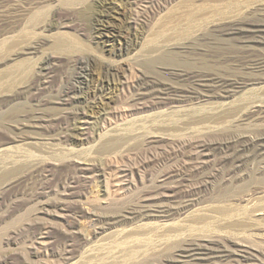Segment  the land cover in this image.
I'll return each instance as SVG.
<instances>
[{"label":"rangeland","instance_id":"obj_1","mask_svg":"<svg viewBox=\"0 0 264 264\" xmlns=\"http://www.w3.org/2000/svg\"><path fill=\"white\" fill-rule=\"evenodd\" d=\"M22 1L23 0H0V74H1L0 75L1 76L0 78V85H1L0 86L1 88V91H0V125H1L0 126V159L1 157L4 158L5 155L6 156L7 155L9 156L18 155L20 148L23 149L25 147H28V148H25L27 152L30 153V155L33 153L32 154L33 158L32 159L30 158L31 160L29 162L33 160L34 163L32 162V164L34 165L36 164V166L32 165L31 163H29L26 166V168L23 171L24 174H22L24 179L20 185H16L15 187L6 186V188L4 186L0 191V229L2 227H5L4 232L0 231V237L2 236L3 248L5 247L4 248L5 251L14 252L16 256L20 255L21 257V263H19L18 261L9 260L8 264H23V263L27 264L30 261L33 264H37V263L38 264H120V263L121 264H124V263L125 264H128V263L129 264H132V263L133 264H232L234 263V262H231L230 259L224 260L221 257H219L221 253L217 251L222 250V249L233 251L232 253H234L235 257L241 260L240 262L236 264H264V261L261 259V257L257 258L260 256L258 255L260 251L264 254V245H263L264 244V232H263L264 224L262 225V223L264 222L263 220L264 215L262 213L260 215V211L255 212V213L258 212L257 215L254 214V212H252L253 210H251L253 206L249 208V205H248V208H247L246 202L244 201V197L242 196H241L242 198L240 197L241 199L239 198V200L238 199L233 200V197H231L229 199L230 203L226 202V204L229 203V205L234 202L233 203L234 205L233 204L230 205L233 207H230L229 205H226L225 203H220L219 204L220 206H219L217 203L214 204L213 202L212 204L211 202H208V204L206 205L207 201H210L211 199H213L216 195H218V193H222V191L224 192L225 186L229 187V191H230L231 189L234 188V186L236 187L237 182L241 181L242 178L247 179L250 173L264 171V155L256 157L252 161H249L246 164V166L250 165V166H247L248 168L246 166L241 167L238 170V172L235 174L230 175V174H227L226 171L223 172V170L221 169L222 167L220 166L219 161H218L220 156L216 152H213L214 154H210V152L206 153V154L211 155L209 157H207V155L203 156L205 152L203 154H197L196 149L193 148L194 142L186 143L187 145L185 144V147H184L182 144L179 145L175 143L173 141L174 139L172 140V138H168V135L177 133L178 129H180L181 132L183 133L185 130L184 128L187 127L186 125H183V124H185V122L187 121L191 123L189 124V126H193L192 123L197 119L198 115L202 114L203 111H204L203 114L205 115L210 111H211L210 114L211 113L213 114L214 112H216L217 110L214 111V109H217L216 105L217 107L218 105H221L222 103L221 100H213V99L211 100V99H206V98L189 99L181 103L160 105V104L155 103L156 100L153 96L148 95L149 96L148 97L146 94H144L145 95L144 97L143 93L142 95L140 94L141 91H138V89H140L142 86H140V88H137L144 81L150 80L151 79L150 77H154V78L157 77L156 79H158L159 81L170 84L171 82L170 76L167 74L169 72L168 69L170 68L167 69V67L165 68V66L161 68L162 64L159 63L160 65H158V63H155L153 65L154 69L153 68L149 69L147 68V66H145V64L147 65V62L149 61V59L152 60L153 57L154 59L156 57L158 58V56L161 55L159 54L161 53V49L163 53V51H165L169 47V45H165V49H164L163 48L164 43L161 44L162 39L159 37L161 35L164 37V35L166 34V30H167V33L170 30L169 34H166L167 36H171V35L174 36L175 33L184 30L186 28L185 26L187 25L184 18H182V16L185 13L184 11L186 10L189 11V8L190 10L191 9L197 10V8L199 10L200 9L199 7H203V6L205 7L206 0H203V1L202 0H190L191 1L190 3H192V7L194 6L193 7L194 9L192 7H189L187 9L189 0L188 1L186 0L187 3L184 0H174V1L173 0L172 1L171 0H136V1L135 0H85V1L78 0L80 1V2L77 1L79 4L76 3L75 6H72L69 8L67 6L65 7V5H62L60 0H24L23 2ZM172 6L176 9H174ZM182 7H183V10H182ZM257 7H258V10H257ZM261 7L262 6L254 7L253 11L256 10L257 14L258 13L261 14V11H259V8ZM18 8L19 10H17ZM171 8H173L175 11L173 9L172 11ZM22 10H25V11L22 12ZM168 11L171 13L169 14ZM249 11L251 12L252 9H249L246 12L244 11L245 13L243 14H248ZM174 12L176 15L174 14ZM177 12L179 15L177 14ZM172 13L174 14V16ZM36 14H39L38 16L39 20L38 19L32 20V17L35 16ZM166 14L167 16H165ZM257 14L254 17L258 18L261 16L260 14L257 16ZM177 15L180 17H178ZM157 16H161V17L159 18ZM162 17H164L165 19ZM168 17L169 18L175 17L176 21L175 22L173 21V22L176 23L178 20L179 25L177 22V26L175 28L173 25V22L171 24L170 22L171 19H168ZM26 18L28 20H26ZM15 20H16V23H15ZM20 21H21V24H20ZM153 22L155 23L157 22L158 26L154 24ZM162 22H163V25H162ZM23 23H25L27 26L29 23V26L27 27ZM32 23H34V27ZM37 24L39 25L37 26ZM166 24L168 26H166ZM184 24L186 25L184 26ZM152 25L153 26L155 25V27L157 28L153 27ZM161 25L165 26V28L162 27ZM170 25H171V28H170ZM217 26H220V25H217ZM22 27L23 28L25 27V29H23ZM29 27H31L32 31H34L35 33L32 32L31 28ZM158 27L159 29H161L162 27L161 29L162 33L158 29ZM179 28L181 29L179 30ZM202 29L204 33L206 32L207 34H209L208 29H204V28ZM26 30H28V33ZM153 31L155 32L153 33ZM63 35H64V38H63ZM190 35L192 36L193 33L189 34V36ZM23 36L24 38H22ZM7 37H10V38H7ZM31 37H33L34 40ZM56 37L63 39L64 43L66 44V47L70 46L69 47L70 51H74L75 54H77L75 55V62H77L78 64L77 63L74 64L72 61H70L71 54L69 56V53L66 52L65 50L61 52L56 51L57 53L55 52V49H53L52 47V41H53V38L55 39ZM155 37L157 40L154 41V43L156 42L154 44L151 41L154 40ZM14 38L15 40H17L16 42ZM158 38L159 40L160 39L161 40L159 41ZM193 38H196V37L193 36ZM23 39L24 41L21 42ZM145 40L146 41L148 40L147 41L148 43ZM18 41L20 42V44ZM192 44L196 46L192 45V48L193 47L194 48L193 49L191 48V50L188 51V53L180 54V56H182L180 58L184 59L186 57L184 60L188 59L187 61H191L197 66H199L200 63H201L200 65H202V63H207L208 62L207 60H209V62L211 61V59L219 60L218 58L220 57L222 58L223 56L230 54V53L225 54V52L221 53L224 50L221 48L222 46L220 45L218 46L215 44H208V43H205L204 41H193ZM20 45L21 47H19ZM158 47L161 49L160 50L156 49L155 51V48H158ZM213 47H215V49ZM13 48H16V50L15 49L13 50ZM218 48L219 49L221 48V49L217 50ZM18 49L19 51H17ZM24 49L26 50L24 51ZM258 49L259 50L261 49L262 51H264L263 50L264 48L263 49L258 48ZM258 49H256L257 51L254 49L255 52L253 53L257 55V57L254 55V58L255 57L259 58V57L264 56L263 55L264 52L262 51L258 52L259 51ZM153 50L156 52V54ZM15 51H17V53H15ZM208 51L209 52L211 51L210 54L207 53ZM147 52H149L150 54ZM212 52L215 54V56ZM261 52L262 54H259ZM147 54L150 58L147 56ZM151 54H153V56ZM142 55L144 56L146 55V56L142 57ZM202 55L207 60H205V58ZM232 55H237V53L235 54L234 52L231 54V56ZM91 59H93L92 60L93 62L91 61ZM136 59H138L139 61ZM202 60L204 62H202ZM195 61L196 63H199V62L200 63L196 64ZM142 63L143 64L145 63V64L143 65ZM216 63L214 66L215 68H217L218 70V71L216 70L217 72L221 70L222 72H219V73H222V74L226 73L225 76L227 75L231 76L232 74L233 75L237 74V72H234L237 70L234 69L233 64L231 63L230 65L228 64L229 69L227 68V65H226L227 63L223 64V65H226L225 67L227 69H225L223 65H221L222 66L221 67L217 63V65H219L217 66ZM86 64L88 65V67L84 69V65ZM109 64L112 65L116 69L115 71L116 73H112V76L106 77L104 74L103 66L109 65ZM12 65L14 66L12 67ZM144 66H145V69H143ZM155 66L157 67L155 68ZM13 69H15L17 72H15V70ZM130 69L132 70L133 74L130 72ZM151 70H154V72H157L158 74L157 73L153 74V72L151 73ZM228 70H230V72ZM134 73L137 75H135ZM259 75L264 76V73L257 75L260 78ZM263 76L261 77L264 78ZM35 79L38 82H36ZM262 82L263 83L261 84H252L247 87L245 86L244 89L242 88V89L237 90V93L235 94L236 96L234 99L239 98V100H242L241 99L242 97L243 98L246 97V98H249L247 99V101L249 100L251 102L252 100V102L255 101V103L257 102L259 105L257 103L255 104L252 102L251 104L248 105V108L251 107L252 105L251 111L248 109L249 113L247 112L248 116H252L251 114L254 115L253 117H251L252 119L248 117L249 119L247 118L245 121L239 122L240 124L233 123L232 125L229 126V128L234 132V133L232 132L233 134L256 136V134L260 133V131L264 132V128L261 129L262 126L264 127V123H263L264 118H261L260 116L256 118L257 115L255 116L254 112L251 113L252 110L255 111L258 108V106H260L261 104L260 102L264 99V95H263L264 93L262 92L264 90H262V88L260 89L259 87V86L264 87L263 86L264 81ZM70 88H74L73 91H75V94L74 95L71 94L72 95V97L70 98L71 100L67 102V101H64L63 94L65 93V91L69 90ZM249 90L250 92L252 91L251 92L252 94H254L255 92L254 96H252ZM255 90L258 92L260 90V92L257 93ZM242 93H244L243 95H246V96H243V95L240 96ZM262 97L263 99H261ZM256 98L257 99L259 98V99L257 100ZM208 102H209V105H208ZM214 102H216L215 103L216 105L214 104ZM204 103L206 105H204ZM210 104L212 106L214 105L213 108H211ZM200 105H201V108L198 107ZM203 105L208 108L204 107ZM253 105H255V107ZM176 106L178 107L175 108ZM183 108H185L187 111H185V109ZM163 109L164 111L167 110V112L168 111L169 112L167 113L165 111L166 114H164L165 112L162 111ZM180 109H182L181 112H180ZM189 110L190 111L193 110V112H189ZM152 112L154 114H152ZM173 112L177 114L174 116ZM184 113L185 115L186 113L187 115L191 114L192 117L191 115L185 116L183 115ZM193 113H196V114H193ZM148 114L149 116H147ZM171 114L173 115V117L171 116ZM210 114L208 113L207 115H210ZM165 115L166 117L168 116L167 119L164 117ZM13 116H14V119H13ZM150 116H152V118L156 117L155 119L153 118L154 122L158 120V122L154 124L155 126L153 125L154 122L153 120H151L152 118ZM158 117L161 120H159ZM162 117H163V120H162ZM184 117H186V119ZM170 118H173V119H170ZM257 119H258V122H257ZM146 120H149V121L147 122ZM180 120L184 122L179 123L178 125L177 122H181ZM143 121L145 122V123H142L144 125L140 124ZM159 121H161L164 124V126L162 123L160 124ZM135 122L139 123L141 127L137 126L138 124L136 125ZM170 122L171 124H175L176 122L177 124L175 125L177 126L171 125ZM147 123H149V125ZM166 123L170 124L171 127H169V125ZM261 123L263 125H261ZM236 124H238L237 125L238 127L234 126ZM256 124H258V126L261 125V127L257 128ZM131 125H132V128H131ZM146 125L148 126L146 127ZM158 125H160V127ZM165 125H167L169 128H167V126ZM126 126H128L129 128H127ZM133 126H134L135 131L131 130L133 129ZM154 127H155V130H154ZM163 127L167 128V129L166 128L163 129V131H165L163 132V134L166 137L162 134ZM19 128L20 129L22 128V129L20 130ZM173 128L177 130L174 131ZM140 130L141 131L144 130L145 132L144 131L143 132L146 135L143 132L141 133ZM150 130L153 132H151ZM180 130L178 133H180ZM257 130H260V131H258L257 133ZM158 133L161 137L158 135ZM139 135L141 138L143 136L141 141L139 140L141 139ZM152 135L154 136L156 135V136L153 137ZM146 136H149V137H146ZM198 136H196L194 133L193 136H191L190 138L194 141L196 140L206 141V139L207 141L208 139L210 141V138L203 137L204 135H201L199 137ZM19 137L25 138L24 139L25 141L21 140ZM127 138L128 140L129 138H131L130 143H128L129 141L127 140ZM15 139L19 142H17ZM150 140L152 141L154 140L156 142L153 141L152 143ZM111 141H115V142L111 143ZM144 142H146L145 143L146 145L143 144ZM18 143L22 146H19ZM109 144H117L115 146V150L117 149L116 150L117 154L116 153L114 154L115 152L114 149L106 150L107 148L106 146H108ZM127 144L133 150L136 145L134 151L136 152V156L138 155L137 157H134L135 152L133 150H130L131 148L129 149V146ZM32 146L35 149L32 148ZM123 146L125 147V149L122 148ZM9 147L11 148L9 149ZM175 148L178 150H176ZM2 149L5 155L3 154V152H1ZM29 149L32 152H30ZM120 149L124 151H122L121 153ZM38 150L40 151V153H38L39 152ZM102 150L105 152L107 151V152L105 153ZM129 150L132 151L131 153L134 152L133 153L134 156L133 154L130 155ZM146 150H148L147 152L148 154L146 153ZM174 150H176L177 152H175ZM11 152H12V155L10 154ZM6 153H9V154H6ZM36 153L38 154V156ZM174 153H177L178 155L177 158L173 157ZM185 153H189V154H186L187 157L185 156ZM111 155H114L115 157ZM127 155L129 159L127 158ZM76 156L77 157L79 156V157L77 158ZM38 157L39 158L41 157V159H39ZM107 157H109L110 159H108ZM35 158H37V160ZM113 158L115 160L112 161L111 159ZM134 158L137 160H135ZM195 158L196 160H194ZM215 158L217 159V161ZM42 159L45 161H43ZM119 159H121V161H119ZM151 159L153 160V162ZM181 159H183L185 163ZM128 160H131V161H128ZM144 160L148 161L147 162L148 164L144 162ZM160 160L163 162V164ZM179 160H181V162ZM212 160L215 164L212 162ZM255 160H257L258 164L260 163L259 167L254 166L257 164ZM37 161L39 162L41 161L40 164ZM46 161L48 163L45 164ZM111 161L112 162L115 161L116 163L115 162L112 163ZM155 161L157 162L156 165H155L156 163ZM196 161L198 162L196 163ZM206 161L209 163V165H207ZM65 162H68V163L65 164ZM253 162H255L256 164ZM59 163L61 166L59 165ZM250 163L251 164L253 163V164L251 165ZM72 164H74V166L77 165V168L76 166L75 167L72 166ZM108 164H110L111 167ZM139 164L142 165L143 167L140 166ZM173 165L176 168H174ZM41 166H43V168ZM101 166H104V167L102 168ZM189 166L190 168L192 169L194 168V169L191 171ZM90 167L93 171H91ZM137 167L138 168L140 167L139 168L140 171H137L138 169ZM27 168H30V169L26 170ZM184 168H186L185 169L186 171L184 170ZM176 169L179 170L178 171L179 175L174 174L172 172V170L174 171ZM130 170L132 171V173ZM200 170H202V172ZM242 170L246 172V175L245 173H243ZM167 171L169 174L167 173ZM214 171H216L215 173L219 172L220 174L219 173L215 174ZM186 172L189 176L186 174ZM211 173L215 175L212 176ZM170 174H171V177H169ZM191 174H193V176ZM197 174H198V177H197ZM238 176L240 178H238ZM17 177H20V176H17ZM218 177L222 178L221 180L222 182L219 181L220 179ZM225 178H228V179H225ZM224 179L227 181H225ZM202 180L204 182V185H203ZM231 182L233 183V185ZM185 184L189 189L186 188ZM191 185H193L194 187L193 186L190 187ZM175 191H177L178 194ZM210 196L213 198H211ZM253 202H256V201H253ZM73 203L74 205L77 203L76 206H74ZM237 204L239 205L240 209L244 207L242 209L244 210L246 209L247 211L248 210L249 211L244 212L243 210L244 212L243 213L242 209L240 211V209L237 208L238 207ZM263 204H264V201L263 202L261 201L260 204H257V205L255 204V206L256 207L259 206L261 208L264 206ZM70 206L72 209L70 208ZM224 206H227V207H224ZM213 207L215 208V210ZM221 207L225 209L228 208V211L232 210L233 212L229 211L230 214L236 213L237 216L240 214L241 215V216L239 215L240 219L239 217L229 219L228 217L221 215L219 212H217L218 208H221ZM256 207H254L253 209H256ZM68 208L70 211L67 210ZM42 209L44 210L46 209V210L44 211ZM194 209L196 210L201 209L202 211L198 210L200 211L201 214ZM86 210L88 213L86 212ZM55 211H58V212H55ZM237 211L239 214L237 213ZM196 212L198 213V215ZM48 213H49V216H48ZM202 213H204L205 216ZM190 214L194 215L193 216V218L195 217L194 220L193 218H191L192 216ZM126 215H127V218H126ZM206 215H207V218L209 217L207 222L205 221L207 220V218H204L206 217ZM186 216L188 218H186ZM248 216L253 217L252 218L253 221H251V218L249 219ZM244 217L248 218V221ZM259 218L260 220H263V221L261 222ZM177 220H179V222H177ZM218 220H220V222ZM230 220L233 223H235V220L242 222V228L245 229V231L240 230V232H243V231L244 232L239 233L238 232L239 228L236 227L235 230L238 233L234 234L233 231L235 230H232L230 227L234 229L235 226L230 222ZM255 220L257 224L255 223ZM258 220L260 221V224H261L260 226L258 224L259 223ZM194 221L198 223L194 224L193 223ZM136 222L138 223L136 224ZM156 222L157 224H154ZM166 223H168V225H166ZM169 223H171L172 225ZM208 223H210V226ZM217 223L219 225H217ZM228 223H230V225ZM30 225L32 226L29 227ZM173 225H175L176 228ZM202 225L204 226V228L207 227L206 228L207 230L204 229L203 227L201 228L200 226ZM247 225L250 226V231L248 229L249 226ZM165 226H168V228ZM171 226L174 228L171 229ZM196 226L198 229L196 228ZM139 227H140V230H139ZM178 227L179 229L182 227L180 229V235L183 233L182 235H184L185 237H183L182 235L181 236L179 235ZM216 227L219 229H217ZM256 227H258V229ZM259 227H262V228H259ZM36 228L40 230L37 231ZM146 228L148 229V231ZM211 228L213 229L211 230ZM253 228H255L256 230ZM165 229L166 231H169V234H172V235L177 234L178 232V236L171 235L173 237L172 238L171 236H169L168 232H166L167 235L166 234L164 235L163 233L165 232ZM194 229H197L200 231L202 229L203 234H199L200 231H197ZM153 230H155L156 232ZM204 230H206V232ZM209 230L210 232H208ZM213 230L214 231L216 230V231L214 232ZM143 231L147 233H144ZM159 231L161 232L163 231V232L161 233ZM192 231L194 232L196 231V233H198L199 235ZM219 231L221 233H219ZM230 231L231 233L233 232V234L230 235L229 234ZM255 231H256V234L253 233ZM140 232H142L143 234H141ZM185 232L187 233V235ZM190 232H192L193 234L191 235ZM131 233H133L137 238ZM135 233L137 234L139 233L138 235L140 236H138ZM226 233L228 235H225ZM238 234L239 235L241 234L240 235L241 237L240 236L237 237ZM245 234L246 235L249 234V235H247L246 237ZM127 235H129V238ZM146 235L147 236L150 235L148 239L153 238L151 240L154 243L149 242L150 240L148 239H146L145 241V238H147ZM157 235L158 236L160 235L159 237H162V238H163V235L165 237L163 239H160ZM115 236H118L117 238L119 240ZM152 236H154L155 238ZM6 237H9V238H6ZM177 237H180V240ZM242 237L243 239H241ZM244 237H245V240H244ZM13 238L14 240H12ZM113 238H116V240ZM141 238L144 241L142 240L141 242L140 241ZM131 239H133L135 242L133 243V240ZM174 239L175 240L177 239V241H175ZM122 240L123 242H120ZM137 240L140 243L137 242ZM232 241L239 243L238 248L240 249L235 250L236 246L234 247L232 245L231 243ZM127 242L129 244H127ZM145 242L146 243L148 242L151 244L149 245L148 243L146 244ZM7 243L8 245H6ZM123 243H125L124 244L125 247L122 246L124 248L121 247L120 249V245L121 244L123 245ZM118 244L119 246L117 247ZM132 244L133 246L131 247ZM139 245H141V247H138ZM135 246H137V249ZM107 247L110 249H108ZM129 248L130 250L133 249V252L128 251ZM147 248L151 250H147ZM114 249L116 250V253ZM148 251H150L151 253ZM258 251L259 253H257ZM34 252L37 253L36 254L37 256L32 255ZM135 252L137 256L136 255L134 256ZM131 253L133 254V256ZM149 253L150 255L148 256L147 254ZM206 253H209V255L208 254L204 255ZM249 253H254L255 256L256 255L257 256L256 257L251 256L252 259L249 260L250 258H246L250 256ZM127 254L128 255L131 254V255L128 256ZM143 254L147 256H143ZM122 256L123 258L124 257L125 258L124 259L121 258ZM119 259L121 261H119ZM122 259L125 262H123ZM5 264H7V262Z\"/></svg>","mask_w":264,"mask_h":264},{"label":"bare ground","instance_id":"obj_2","mask_svg":"<svg viewBox=\"0 0 264 264\" xmlns=\"http://www.w3.org/2000/svg\"><path fill=\"white\" fill-rule=\"evenodd\" d=\"M24 1V0H23ZM22 1V2H23ZM78 0H60V2H61V4L62 5H65V7L67 6L68 8L69 7H72V6H75V4L77 3V4H79L78 2H80V1H78ZM85 1V0H84ZM83 1V2H84ZM136 1V0H135ZM134 1V2H135ZM172 1V0H171ZM174 1V0H173ZM185 2H186V0H184ZM188 1V0H187ZM203 1V0H202ZM168 2H170V1H168ZM184 2V3H185ZM191 1L189 0V2H188V6H187V9L189 8V7H192V3H190ZM201 2V1H200ZM187 3V2H186ZM195 3H197V2H195ZM205 3V2H204ZM24 4V3H23ZM182 4V3H181ZM190 4V5H189ZM200 4V3H199ZM169 5V4H168ZM171 5V4H170ZM174 5V4H173ZM186 5V4H185ZM196 5V4H195ZM24 6H26V5H24ZM181 6V5H180ZM256 6H262L261 8H259V11H261V14L260 13H256V10H254L253 11V8L254 7H256ZM173 7V6H172ZM179 7V6H178ZM194 7V6H193ZM192 7V8H193ZM20 8V7H19ZM19 8L17 9V10H19ZM24 8V7H23ZM22 8V9H23ZM170 8V7H169ZM174 8V7H173ZM173 8H171V10L173 9ZM184 8H186V7H184ZM197 8V7H196ZM200 9L198 10V8H197V10L196 9H194V10H190V8H189V11H187L186 9V11H184L185 13H184V15L183 14H181V15H183L182 16V18H184V20H185V22H186V24H184V26L186 27L184 30H182V31H180V32H177V33H175L174 34V36L173 35H171V36H167L166 34H169V32H170V30L168 31V33H167V30H166V36L164 35V37L161 35L159 38H161L160 40L162 41V43L161 44H163L164 45V49H165V45H169V47L165 50V51H163V53H162V49L161 48H155V51H156V49L157 50H160L161 49V53H159V54H161L160 56H158V58L156 57L155 59H154V57H153V59L152 60H150L149 59V61L147 62V65L145 64V66H147V68H149V69H152L153 68V65L155 64V63H158V65H160V64H162L161 65V68L162 67H164L165 66V68L167 67V69L168 68H170V69H168L169 70V72L167 73L169 76H170V80H171V82H170V84L169 83H163V82H161V81H159L158 79H156V78H154V77H150L151 79L150 80H147V81H144L141 85H139V87H137V88H140V86H142L140 89H138V91H141L140 92V94L142 95V93H143V95L144 94H146L147 96L148 95H151V96H153L154 98H155V100H156V104H160V105H166V104H175V103H181V102H185V101H187V100H189V99H202V98H206V99H213V100H221L222 101V103H221V105H218V107H217V105L215 104L216 102H214V104L216 105V108L217 109H214V111L215 110H217L216 112H214L213 114L211 113L210 114V112H208V110H207V112L210 114V115H205V114H203V112H202V114H200V115H198V117H197V115H196V117H197V119L193 122L192 120V124H193V126H189V124H191L190 122H185V124H183V125H186L185 127L186 128H184L183 130H184V132L182 133L181 132V130L180 129H178V132H179V130H180V133H171L172 135H168V138H172V140L175 142V143H177V144H179V145H183L184 147H185V144L186 143H193L194 142V147L193 148H195L196 149V151H197V154H203L204 152V154H203V156H206L207 155V157H209V156H211V155H209V154H206V153H209L210 152V154H214L213 152H216L217 154H219V156H220V158H219V164H220V166L222 167L221 169L223 170V172H227V174H235V173H237L238 172V170L241 168V167H245L246 166V164L249 162V161H252L253 159H255L256 157H259V156H262V155H264V132H262V131H260V130H257V133H258V131H260V133H258V134H256V136H247V135H238V134H233L234 132L229 128V126L230 125H232L233 123H239V122H243V121H245L248 117L250 118V119H252L251 117H253L254 115L253 114H251L252 116H248V114H247V112L250 110L251 111V107H252V105H251V107H249L248 108V105L249 104H251V102H252V100H251V102L249 101H247V99H249V98H246V97H244V98H246V99H244L243 97L241 98L242 100H239V98L238 99H234L235 98V94L237 93V90L238 89H244V87L246 86H249V85H252V84H261V83H263L262 81H264V78H262L261 76H263V75H259L260 76V78L257 76L258 74H261V73H264V56H262V57H259V58H256L257 57V55L256 54H254L253 52H255V50L256 49H258V48H264V0H206V3H205V7L203 6V7H199ZM15 9V8H14ZM166 9V8H165ZM174 9H176V8H174ZM173 9V10H174ZM249 9H252V11L250 12H248V14H243V13H245L246 11H248ZM164 10V9H163ZM169 10V9H168ZM172 10V11H173ZM182 10H183V7H182ZM257 10H258V7H257ZM25 10H22V12H24ZM28 11V10H27ZM40 11H41V9H40ZM175 11V10H174ZM245 11V12H244ZM166 12V11H165ZM165 12H164V14H165ZM169 12V11H168ZM180 12V11H179ZM15 13V12H14ZM13 13V14H14ZM17 13V12H16ZM30 13V12H29ZM171 12H169V14H170ZM181 13V12H180ZM183 13V12H182ZM19 14V13H18ZM163 14V13H162ZM169 14H168V16H169ZM173 14V13H172ZM174 14H175V12H174ZM174 14H173V16H174ZM177 14H178V12H177ZM257 14V16L260 14L261 16L260 17H254L255 15ZM161 15V14H160ZM176 15V14H175ZM179 15V14H178ZM177 15V16H178ZM14 16H16V15H14ZM13 16V17H14ZM19 16H21V15H19ZM38 16H39V14H36L35 16H33L32 17V20H34V19H38L39 20V18H38ZM162 16V15H161ZM161 16H157V17H161ZM164 16V15H163ZM165 16H167V14L165 15ZM171 16V15H170ZM26 17V16H25ZM178 17H180V16H178ZM45 18V17H44ZM162 18H164V17H162ZM175 20H174V19ZM168 17V19H171V21L170 20H168V21H170L171 22V24H172V22L174 21H176V18L175 17ZM22 19V18H21ZM42 19V18H41ZM158 19V18H157ZM165 19V18H164ZM163 19V20H164ZM167 19V18H166ZM26 20H28L27 18H26ZM160 20V19H159ZM158 21V20H157ZM165 21V20H164ZM167 21V20H166ZM180 21V20H179ZM12 22V21H11ZM14 22V21H13ZM32 22V21H31ZM41 22V21H40ZM173 22V25H174V27L176 28V26H177V22H178V20H177V22L176 23H174ZM182 22V21H181ZM15 23H16V20H15ZM154 24H156L157 25V22L155 23V22H153ZM159 23V22H158ZM161 23V22H160ZM183 23V22H182ZM14 24V23H13ZM20 24H21V21H20ZM23 24H25V23H23ZM23 24H22V26H23ZM33 24V27H34V23H32ZM31 24V25H32ZM169 24V23H168ZM181 24V23H180ZM26 25V24H25ZM39 24H37V26H38ZM162 25H163V22H162ZM161 25V26H162ZM165 25V24H164ZM173 25H172V27H173ZM178 25H179V22H178ZM217 25H220V26H217ZM18 26V25H17ZM27 26V25H26ZM28 26H29V23H28ZM27 26V27H28ZM153 26V25H152ZM158 26V25H157ZM166 26H168L167 24H166ZM183 26V27H184ZM153 27H155V25L153 26ZM159 27H160V25H159ZM159 27H158V29H159ZM162 27H164L165 28V26H162ZM162 27H161V29H162ZM12 28V27H11ZM19 28H20V26H19ZM23 28V27H22ZM29 28H31V27H29ZM155 28H157V27H155ZM166 28H168V27H166ZM170 28H171V25H170ZM202 28H204V29H208V31H209V34H207L206 32V34L203 32V29ZM16 29H17V27H16ZM23 29H25V27L23 28ZM23 29H21V30H23ZM34 29V28H33ZM37 29V28H36ZM150 29V28H149ZM152 29V28H151ZM154 29V28H153ZM161 29H159L160 31H161ZM174 29V28H173ZM181 28H179V30H180ZM183 29V28H182ZM201 29H202V31H201ZM20 30V31H21ZM13 31V30H12ZM11 31V32H12ZM18 31H19V29H18ZM27 31V33H28V30H26ZM31 31H32V28H31ZM37 31V30H36ZM159 31V32H160ZM207 31V30H206ZM15 32H17V31H15ZM32 32H34V31H32ZM155 31H153V33H154ZM157 32V31H156ZM14 33V32H13ZM22 33V32H21ZM35 33V32H34ZM153 33H152V35H153ZM161 33H162V31H161ZM191 33H193V35L191 36H189V34H191ZM67 34V33H66ZM156 34V33H155ZM158 34V33H157ZM160 34V33H159ZM37 35V34H36ZM60 35H62V34H60ZM26 36V35H25ZM34 36V35H33ZM53 36V35H52ZM56 36V35H55ZM155 36H157V35H155ZM193 36H195L196 38H193ZM11 37H13V36H11ZM17 37V36H16ZM15 37V38H16ZM20 37V36H19ZM29 37H30V35H29ZM72 37V36H71ZM7 38H10V37H7ZM15 38H14V40H15ZM22 38H24V36L22 37ZM22 38H20V39H22ZM32 39H33V37H31ZM52 38V37H51ZM63 38H64V35H63ZM68 38H70V37H68ZM153 38V37H152ZM159 38H158V40H159ZM27 39H28V37H27ZM26 39V40H27ZM66 39V38H65ZM34 40V39H33ZM78 40V39H77ZM155 40H157L156 39V37H155V39L154 40H152L151 42H153L154 43V41ZM159 40V41H160ZM17 40H15V42H16ZM19 41H21V40H19ZM18 41V42H19ZM24 41V39L21 41V42H23ZM31 41V40H30ZM146 41V40H145ZM148 41V40H147ZM146 41V42H147ZM193 41H204L205 43H208V44H215V45H220V46H222L221 48L224 50L223 52H221V53H224L225 52V54L226 53H230V54H227L226 56H223L221 59L220 58H218L219 60H212L211 59V61L209 62V60H207L203 55V57L205 58V60H207L208 62L207 63H202V65H200L199 63H196V61H195V63L196 64H199V66H197V65H195L193 62H191V61H187V60H184V59H181L180 57H182V56H180V54H182V53H188V51H190L191 50V48H192V45H194V44H192L193 43ZM29 42V41H28ZM51 42V41H50ZM67 42V41H66ZM74 42V41H73ZM11 43H13V42H11ZM26 43H27V41H26ZM31 43V42H30ZM49 43V42H48ZM79 43V42H78ZM148 43V42H147ZM156 43V42H155ZM154 43V44H155ZM160 43V42H159ZM199 43V42H198ZM19 44H20V42H19ZM157 44H158V42H157ZM9 45V44H8ZM17 45H18V43H17ZM16 45V46H17ZM68 45V44H67ZM199 45V44H198ZM203 45H205V44H203ZM13 46V45H12ZM22 46H24V45H22ZM161 46V45H160ZM194 46H196V45H194ZM19 47H21V45L19 46ZM29 47V46H28ZM52 47H53V49H55V52L56 51H66V52H68L69 53V56H70V54H71V58H70V61H72L74 64L75 63H77V62H75V55H77V54H75V52L74 51H70V46L68 47H66V44L64 43V40L63 39H61V38H58V37H56L55 39L53 38V41H52ZM80 47V46H79ZM155 47V46H154ZM210 47V46H209ZM88 48V47H87ZM194 48V47H193ZM192 48V49H193ZM211 48V47H210ZM214 49H215V47H213ZM212 48V49H213ZM220 48V49H221ZM8 49H9V47H8ZM16 50V48H13V50ZM80 49V48H79ZM154 49V48H153ZM219 48L217 49V50H220ZM255 49V50H254ZM20 50H22V49H20ZM26 49H24V51H25ZM197 50V49H196ZM203 50V49H202ZM205 50V49H204ZM216 50V51H217ZM259 50V49H258ZM264 50V49H263ZM11 51V50H10ZM17 51H19V49L17 50ZM17 51H15V53H17ZM147 51V50H146ZM154 51V50H153ZM154 51V52H155ZM222 51V50H221ZM257 51V50H256ZM260 51H262L261 49L258 51V52H260ZM54 52V53H55ZM211 52V51H210ZM210 52L208 51L207 53H209L210 54ZM235 52V54L237 53V55H232L231 56V54L232 53H234ZM262 52H264V51H262ZM262 52L261 53H259V54H262ZM21 53V52H20ZM57 53V52H56ZM65 53V52H64ZM78 53V52H77ZM147 53H149V52H147ZM203 53V52H202ZM201 53V54H202ZM204 53H206V52H204ZM213 53V52H212ZM220 53V52H219ZM219 53H218V55H219ZM14 54V53H13ZM19 54V53H18ZM24 54V53H23ZM150 54V53H149ZM154 54V53H153ZM153 54H151L152 56H153ZM155 54H156V52H155ZM158 54V55H159ZM200 54V53H199ZM214 54V53H213ZM217 54V53H216ZM27 55V54H26ZM150 55V56H151ZM207 55V54H206ZM223 55V54H222ZM254 55L256 56L255 58H254ZM264 55V54H263ZM16 56V55H15ZM23 56H25V55H23ZM141 56V55H140ZM146 56V55H145ZM144 55H142V57H145ZM147 56H148V54H147ZM151 56V57H152ZM210 56V55H209ZM214 56H215V54H214ZM221 56V55H220ZM20 57V56H19ZM57 57V56H56ZM81 57V56H80ZM141 57V58H142ZM149 57V56H148ZM148 57H146V58H148ZM194 57V56H193ZM196 57V56H195ZM207 57V56H206ZM55 58V57H54ZM83 58V57H82ZM150 58V57H149ZM189 58H191V57H189ZM214 58V57H213ZM15 59V58H14ZM13 59V60H14ZM30 59V58H29ZM78 59V58H77ZM203 59V58H202ZM208 59H209V57H208ZM31 60V59H30ZM86 60V59H85ZM84 60V61H85ZM93 59H91V61H92ZM136 60H138V59H136ZM143 60V59H142ZM141 60V61H142ZM191 60V59H190ZM197 60H198V58H197ZM204 60V59H203ZM202 60V62H204ZM76 61H78V60H76ZM81 61V60H80ZM83 61V60H82ZM87 61V60H86ZM139 61V60H138ZM137 61V62H138ZM201 61V60H200ZM215 61V62H214ZM71 62V63H72ZM93 62V61H92ZM206 62V61H205ZM218 63L220 66L221 65H223V64H226L227 65V68L229 67L228 66V64L230 65V63L231 64H233V66H234V69L235 70H237V71H234V72H237V74L236 75H231V76H225V74L223 73H219V72H222L221 70L219 71V72H217L218 70H217V68H215V63ZM10 63V62H9ZM81 63V62H80ZM133 63H135V62H133ZM160 63V64H159ZM217 63H216V65H217ZM78 64V63H77ZM76 64V65H77ZM143 64V63H142ZM143 64V65H144ZM21 65V64H20ZM20 65H19V67H20ZM83 65V64H82ZM219 65H217V66H219ZM226 65H223L224 66V68L225 69H227L225 66ZM14 65H12V67H13ZM75 66V65H74ZM140 66V65H139ZM145 66H144V68L143 69H145ZM88 67V65L86 64V65H84V69H86ZM157 66H155V68H156ZM222 67V66H221ZM8 68V67H7ZM80 68V67H79ZM215 68V69H214ZM17 69V68H16ZM26 69V68H25ZM103 69H104V74H105V76L106 77H108V76H112V73H116L115 71H116V69L112 66V65H104L103 66ZM154 69V68H153ZM220 69H222V68H220ZM229 69V68H228ZM233 69V70H234ZM13 70H15V69H13ZM217 70V71H216ZM224 70V69H223ZM232 70V69H231ZM12 71V70H11ZM26 71V70H25ZM149 71V70H148ZM160 71V70H159ZM166 71V70H165ZM216 71V72H215ZM225 71V70H224ZM229 72H230V70H228ZM2 72V71H1ZM15 72H17L16 70H15ZM29 72V71H28ZM130 72L132 73V70L130 69ZM147 72V71H146ZM153 72V74L154 73H157V72H154V70H151V73ZM150 73V74H151ZM160 73V72H159ZM166 73V72H165ZM233 73V72H232ZM4 74V73H3ZM133 74V73H132ZM135 74V73H134ZM158 74V73H157ZM235 74V73H234ZM1 75V74H0ZM6 75H7V73H6ZM6 75H5V77H6ZM12 75H14V74H12ZM135 75H137V74H135ZM134 75V76H135ZM230 75V74H229ZM155 76V75H154ZM159 76V75H158ZM34 77V76H33ZM264 77V76H263ZM0 78H1V76H0ZM6 79V78H5ZM36 80V79H35ZM4 81V80H3ZM17 81H19V80H17ZM9 82V81H8ZM7 82V83H8ZM12 82V81H11ZM35 82V81H34ZM36 82H38L37 80H36ZM33 83V82H32ZM2 84V83H1ZM11 84V83H10ZM15 84V83H14ZM12 85V84H11ZM33 85V84H32ZM1 86V85H0ZM35 86H37V85H35ZM264 86V85H263ZM22 87V86H21ZM68 87V86H67ZM71 87V86H70ZM260 87V89L262 88V90H264L263 88L264 87H261V86H259ZM31 88V87H30ZM252 88V87H251ZM255 88V87H254ZM3 89V88H2ZM32 89V88H31ZM253 89V88H252ZM36 90V89H35ZM74 90V88H70L69 90H67V91H65V93L63 94V97H64V101H67V102H69L71 99V97H72V95H74L75 94V91H73ZM248 90V89H247ZM251 90V89H250ZM250 90H249V92H250ZM0 91H1V88H0ZM256 91V90H255ZM246 92V91H245ZM252 92V91H251ZM250 92V93H251ZM257 93H259L260 92V90H259V92L258 91H256ZM263 93H264V91H262ZM21 93V92H20ZM248 93V92H247ZM247 93H245V94H247ZM249 93V94H250ZM4 94V93H3ZM72 94V95H71ZM139 94V93H138ZM244 93H242L240 96H242ZM252 94V93H251ZM250 94V95H251ZM254 94H255V92H254ZM254 94H252V96H254ZM20 95V94H19ZM71 95V96H70ZM140 95V96H141ZM257 95V94H256ZM264 95V94H263ZM8 96V95H7ZM17 96V95H16ZM37 96V95H36ZM239 96V95H238ZM243 96H246V95H243ZM14 97V96H13ZM139 97V96H138ZM144 97H145V95H144ZM149 97V96H148ZM147 97V98H148ZM248 97H249V95H248ZM257 97V96H256ZM260 97V96H259ZM142 98V97H141ZM251 98V97H250ZM13 99V98H12ZM17 99V98H16ZM253 99V98H252ZM255 99V98H254ZM257 99V98H256ZM259 99V98H258ZM257 99V100H258ZM261 99H263V97L261 98ZM260 99V100H261ZM11 100V99H10ZM57 100H59V99H57ZM62 100V99H61ZM154 100V101H155ZM256 100V101H257ZM63 101V100H62ZM211 102V101H210ZM260 102V101H259ZM252 103H255V101L254 102H252ZM257 103V102H256ZM255 103V104H256ZM261 104H260V106H258V108L254 111V110H252V112L251 113H253L254 112V114H255V116H256V118L257 117H261V118H264V99L260 102ZM2 104V103H1ZM4 104V103H3ZM60 104V103H59ZM64 104V103H63ZM63 104H61V105H63ZM186 104V103H185ZM212 104V103H211ZM210 104V106H211V108H213V106ZM219 104V103H218ZM258 104V103H257ZM22 105V104H21ZM152 105H153V103H152ZM187 105V104H186ZM204 105H206L205 103H204ZM203 105V106H204ZM208 105H209V102H208ZM259 105V104H258ZM156 106V105H155ZM183 106V105H182ZM197 106V105H196ZM202 106V107H203ZM254 107H255V105H253ZM173 107H174V105H173ZM178 106H176L175 108H177ZM187 107V106H186ZM189 107V106H188ZM199 108H201V105L200 106H198ZM204 107H206V106H204ZM257 107V106H256ZM3 108V107H2ZM197 108V107H196ZM206 108H208V107H206ZM138 109V108H137ZM173 109V108H172ZM183 109H185V108H183ZM188 109V108H187ZM194 109V108H193ZM198 109V108H197ZM205 109V108H204ZM210 109V108H209ZM220 109V110H219ZM249 109V110H248ZM254 109V108H253ZM14 110V109H13ZM174 110V109H173ZM181 110L182 109H180V112H181ZM191 110V109H190ZM189 110V112H193V110L192 111H190ZM195 110V109H194ZM203 110V109H202ZM211 110V109H210ZM22 111H23V109H22ZM162 111H164V109L162 110ZM166 112H167V110H165ZM164 111V112H165ZM171 111V110H170ZM176 111V110H175ZM185 111H187L186 109H185ZM201 111V110H200ZM199 111V112H200ZM8 112V111H7ZM19 112H20V110H19ZM150 112V111H149ZM166 112L164 113V114H166ZM169 112V111H168ZM167 112V113H168ZM177 112H178V110H177ZM195 112V111H194ZM16 113V112H15ZM18 113V112H17ZM22 113V112H21ZM20 113V114H21ZM83 113V112H82ZM156 113V112H155ZM174 113V112H173ZM201 113V112H200ZM249 113V112H248ZM4 114V113H3ZM9 114V113H8ZM150 114V113H149ZM149 114L147 115V116H149ZM152 114H154L153 112H152ZM157 114H158V112H157ZM177 114V113H176ZM175 113H174V116L176 115ZM193 114H196V113H193ZM198 114V113H197ZM12 115H13V113H12ZM16 115H18V114H16ZM27 115V114H26ZM86 115V114H85ZM179 115V114H178ZM178 115H177V117H178ZM183 115H185V113L183 114ZM191 114H189V115H187V113H186V115L185 116H190ZM24 116V115H23ZM153 116H155V115H153ZM158 116V115H157ZM159 116H161V115H159ZM163 116V115H162ZM171 116L173 117V115L171 114ZM180 116V115H179ZM195 116V115H194ZM11 117V116H10ZM151 118H152V116H150ZM149 117V118H150ZM166 119H167V117H166V115L164 116ZM183 117V116H182ZM191 117H192V115H191ZM7 118H9V117H7ZM141 118V117H140ZM146 118V117H145ZM144 118V119H145ZM148 118V119H149ZM154 119L156 118V117H153ZM153 118L151 119V120H153ZM165 118H164V120H165ZM185 119H186V117H184ZM194 118V117H193ZM248 118V119H249ZM13 119H14V116H13ZM12 119V120H13ZM23 119V118H22ZM143 119V120H144ZM158 119H159V117H158ZM170 119H173V118H170ZM178 119H180V118H178ZM190 119V118H189ZM260 119V118H259ZM3 120V119H2ZM11 120V119H10ZM16 120V119H15ZM19 120V119H18ZM159 120H161V119H159ZM162 120H163V117H162ZM176 120V119H175ZM182 120V119H181ZM180 120V121H181ZM253 120H255V119H253ZM85 121V120H84ZM133 121V120H132ZM138 121V120H137ZM139 121H141V120H139ZM147 122L149 121V120H146ZM169 121V120H168ZM172 121V120H171ZM252 121V120H251ZM259 121H261V120H259ZM264 121V120H263ZM19 122V121H18ZM151 122V121H150ZM153 122H154V120H153ZM152 122V123H153ZM158 122V120H156V122H154L153 123V125L155 124V123H157ZM160 122V124L162 123L161 121H159ZM165 122H166V120H165ZM164 122V123H165ZM177 122V121H176ZM175 122V124H177L178 123V125H179V123H182V122H184V121H181V122H177L176 123ZM257 122H258V119H257ZM10 123V122H9ZM136 123V122H135ZM142 123H145L144 121L143 122H141L140 124H142ZM173 123V122H172ZM264 123V122H263ZM127 124V123H126ZM138 124V125H137ZM148 125H149V123H147ZM163 124V123H162ZM166 124H168V123H166ZM170 124H171V122H170ZM168 124L169 125V127H171V125H173V126H177V125H175V124ZM240 124V123H239ZM245 124V123H244ZM255 124V123H254ZM136 125L137 126H140L139 125V123H136ZM142 125H144V124H142ZM148 125H146V127L148 126ZM152 125V126H153ZM238 124H236V125H234L235 127L237 126ZM257 126V128L259 127H261V125H263L262 123H261V125L260 126H258V124H256ZM1 126V125H0ZM4 126V125H3ZM6 126V125H5ZM151 126V125H150ZM155 126V125H154ZM156 126H157V124H156ZM159 127H160V125H158ZM162 126V125H161ZM163 126H164V124H163ZM165 126H167V125H165ZM127 128H129L128 126H126ZM141 127V126H140ZM139 127V128H140ZM158 127V128H159ZM168 126H167V128H169ZM238 127V126H237ZM131 128H132V125H131ZM130 128V129H131ZM138 128V129H139ZM143 128V127H142ZM151 128V127H150ZM166 127H163L162 128V134H163V132H165V131H163V129H165ZM166 128V129H167ZM182 128V127H181ZM256 128V129H257ZM264 127L262 126L261 127V129H263ZM20 129V128H19ZM22 129V128H21ZM20 129V130H21ZM137 129V128H136ZM141 129V128H140ZM160 129V128H159ZM174 129V128H173ZM233 129H234V127H233ZM6 130V129H5ZM125 130V129H124ZM131 130H133V131H135L134 130V126H133V129H131ZM153 130V129H152ZM154 130H155V127H154ZM171 130H172V128H171ZM177 129H174V131H176ZM139 131V130H138ZM141 131V130H140ZM144 131V130H143ZM143 131H141V133L143 132ZM151 131V130H150ZM157 131V130H156ZM168 131V130H167ZM234 131H235V129H234ZM132 132V131H131ZM145 132V131H144ZM143 132V133H144ZM151 132H153V131H151ZM150 132V133H151ZM155 132V131H154ZM158 132V131H157ZM171 132V131H170ZM233 132V133H232ZM135 133V132H134ZM133 133V134H134ZM138 133V132H137ZM140 133V134H141ZM160 133V132H159ZM159 133H158V135H159ZM195 133V135L196 136H201V135H204L203 137H207V138H210V141H209V139H208V141H207V139H206V141H200L199 140V138H198V140L199 141H194V140H192L190 137L191 136H193V134ZM120 134V133H119ZM125 134V133H124ZM139 134V133H138ZM145 134V133H144ZM149 134V133H148ZM161 134V133H160ZM161 134V135H162ZM198 134V135H197ZM201 134V135H200ZM126 135V134H125ZM130 135H131V133H130ZM146 135V134H145ZM150 135V134H149ZM157 135V136H158ZM164 135V134H163ZM135 136V135H134ZM142 136V135H141ZM153 137H155L154 135H152ZM151 136V137H152ZM160 136V135H159ZM165 136V135H164ZM198 136V137H199ZM125 137V136H124ZM129 137V136H128ZM139 137H140V135H139ZM146 137H149V136H146ZM161 137V136H160ZM166 137V136H165ZM21 140H24L25 138H23V137H19ZM141 138V137H140ZM142 138H143V136H142ZM142 138L141 139H139L140 141L142 140ZM194 138V137H193ZM126 139V138H125ZM130 139L131 138H129V140H128V138H127V140L129 141L128 143H130ZM147 139V138H146ZM162 139V138H161ZM160 139V140H161ZM202 139H204V138H202ZM16 140V139H15ZM115 140V139H114ZM138 140V139H137ZM163 140H164V138H163ZM166 140H168V139H166ZM170 140V139H169ZM17 141V140H16ZM25 141V140H24ZM120 141H122V140H120ZM134 141V140H133ZM136 141V140H135ZM146 141V140H145ZM152 143H153V141L152 140H150ZM159 141V140H158ZM17 142H19V141H17ZM112 142H115V141H111V143ZM138 142V141H137ZM143 142V141H142ZM147 142H149V141H147ZM150 142V143H151ZM154 142H156V141H154ZM173 142V143H174ZM20 143H22V142H20ZM26 143V142H25ZM109 143V142H108ZM116 143H118V142H116ZM127 143V142H126ZM140 143V142H139ZM146 142H144L143 144H145ZM171 143V142H170ZM174 143V144H175ZM132 144H134V143H132ZM141 144V143H140ZM149 144V143H148ZM18 145L19 146H22V145H20L19 143H18ZM117 144H109L108 146H106L107 148H106V150H108V149H114L115 150V146H116ZM126 145V144H125ZM128 145V144H127ZM131 145V144H130ZM138 145V144H137ZM146 145V144H145ZM187 145V144H186ZM19 146H18V148H19ZM25 146V145H24ZM103 146V145H102ZM105 146V145H104ZM129 146V145H128ZM140 146H142V145H140ZM151 146V145H150ZM118 147V146H117ZM134 147V146H133ZM135 147H136V145H135ZM135 147H134V150H135ZM178 147V146H177ZM189 147V146H188ZM2 148V147H1ZM11 147H9V149H10ZM25 148H28V147H25ZM25 148H20V151H19V154L18 155H12V152L10 153L12 156H9V155H5L4 154V152H3V149L1 150V152H3V154L5 155V157L4 158H2L1 157V159H0V191H1V189L5 186V188H6V186L8 187H15L16 185H20L21 183H22V181H23V175L22 174H24L23 173V171H24V169L26 168V166L29 164V163H31L32 164V162H33V160L31 161V162H29L32 158H33V153L30 155V153H28L27 152V150L25 149ZM32 148H34L33 146H32ZM38 148V147H37ZM48 148V147H47ZM119 148V147H118ZM121 148V147H120ZM122 148H124L125 149V147L123 146ZM121 148V149H122ZM126 148H127V146H126ZM131 147L129 146V149H130ZM138 148V147H137ZM136 148V149H137ZM181 148V147H180ZM8 149V148H7ZM26 151H25V150ZM35 149V148H34ZM120 149V150H121ZM145 149V148H144ZM171 149V148H170ZM176 149V148H175ZM30 150V149H29ZM28 150V151H29ZM53 150V149H52ZM99 150V149H98ZM97 150V151H98ZM103 150H105V149H103ZM102 150V151H103ZM117 150V149H116ZM115 150V152L114 151H112V152H114V154L117 152ZM130 150H133L132 148L130 149ZM129 150V151H130ZM133 150V151H134ZM140 150H141V148H140ZM176 150H178V149H176ZM176 150H174L175 152H177ZM180 150V149H179ZM9 151H11V150H9ZM8 151V152H9ZM13 151V150H12ZM36 151V150H35ZM39 151V150H38ZM101 151V150H100ZM122 151H124V150H121V153H122ZM125 151H127V150H125ZM139 151V150H138ZM6 152H7V150H6ZM17 152H18V150H17ZM16 152V153H17ZM30 152H32L31 150H30ZM103 152H105V151H103ZM107 152V151H106ZM105 152V153H106ZM119 152V151H118ZM132 151H130V155H132L133 153H131ZM148 152V150H146V153ZM166 152H168V151H166ZM165 152V153H166ZM173 152V151H172ZM171 152V153H172ZM192 152V151H191ZM15 153V152H14ZM38 153H40V151L38 152ZM63 153V152H62ZM67 153V152H66ZM73 153V152H72ZM104 153V154H105ZM109 153V152H108ZM141 153V152H140ZM139 153V154H140ZM2 154V155H3ZM6 154H9V153H6ZM37 154V153H36ZM60 154V153H59ZM75 154V153H74ZM103 154V153H102ZM101 154V155H102ZM117 154V153H116ZM120 154V153H119ZM128 154V153H127ZM134 154H135V156H134ZM133 154V156L134 157H137L136 156V152ZM148 154V153H147ZM168 154V153H167ZM166 154V155H167ZM183 154V153H182ZM186 154H189V153H185V156H186ZM41 155V154H40ZM50 155V154H49ZM57 155V154H56ZM107 155V154H106ZM124 155V154H123ZM122 155V156H123ZM126 155V154H125ZM216 155V154H215ZM35 156V155H34ZM37 156H38V154H37ZM42 156V155H41ZM63 156V155H62ZM111 156H114V155H111ZM119 156V155H118ZM156 156V155H155ZM162 156H163V154H162ZM45 157V156H44ZM59 157V156H58ZM77 157V156H76ZM79 157V156H78ZM77 157V158H78ZM103 157H105V156H103ZM115 157V156H114ZM121 157V156H120ZM126 157V156H125ZM157 157V156H156ZM161 157V156H160ZM165 157V156H164ZM174 158H177L178 157V155H177V153H174V156H173ZM181 157V156H180ZM187 157V156H186ZM189 157V156H188ZM200 157V156H199ZM215 157V156H214ZM217 157V156H216ZM31 158V159H30ZM39 158V157H38ZM69 158V157H68ZM108 159H110L109 157H107ZM127 158H128V155H127ZM133 158V157H132ZM163 158V157H162ZM166 158V157H165ZM204 158V157H203ZM263 158V157H262ZM36 160H37V158H35ZM34 159V160H35ZM39 159H41V157L39 158ZM67 159V158H66ZM72 159V158H71ZM103 159V158H102ZM105 159V158H104ZM123 159V158H122ZM129 159V158H128ZM131 159V158H130ZM135 159V158H134ZM145 159V158H144ZM157 159V158H156ZM168 159V158H167ZM187 159V158H186ZM189 159V158H188ZM191 159V158H190ZM216 159V158H215ZM35 160V161H36ZM43 160V159H42ZM41 160V161H42ZM50 160V159H49ZM73 160V159H72ZM72 160H71V162H72ZM112 161L113 160H115L114 158L113 159H111ZM135 160H137V159H135ZM150 160V159H149ZM152 160V159H151ZM162 160V159H161ZM160 160V161H161ZM163 160H165V159H163ZM171 160V159H170ZM181 160H183V159H181ZM181 160H179L180 162H181ZM194 160H196V158L194 159ZM194 160H192V161H194ZM203 160V159H202ZM207 160V159H206ZM40 161V162H41ZM43 161H45V160H43ZM48 161V160H47ZM45 162V164L46 163H48V162ZM55 161H57V160H55ZM63 161V160H62ZM67 161V160H66ZM74 161V160H73ZM108 161H110V160H108ZM111 161V162H112ZM117 161V160H116ZM119 161H121V159H119ZM128 161H131V160H128ZM157 161V160H156ZM155 161V162H156ZM188 161V160H187ZM190 161V160H189ZM205 161V160H204ZM208 161V160H207ZM206 161V162H207ZM211 161V160H210ZM216 161H217V159H216ZM256 161V163L258 164V162H257V160H255ZM263 161V160H262ZM261 161V162H262ZM37 162H39V161H37ZM40 162H39V164H40ZM70 162V163H71ZM110 162V163H111ZM115 162V161H114ZM114 162H112V163H114ZM123 162V161H122ZM144 162H148V161H145L144 160ZM152 162H153V160H152ZM158 162V161H157ZM157 162L155 163V165L157 164ZM162 162V161H161ZM183 162L185 163V161L183 160ZM198 161H196V163H197ZM212 162H213V160H212ZM34 163V162H33ZM36 163V162H35ZM63 163V162H62ZM66 163H68V162H65V164ZM106 163H107V161H106ZM116 163V162H115ZM118 163V162H117ZM121 163V162H120ZM124 163V162H123ZM122 163V164H123ZM149 163H151V162H149ZM190 163V162H189ZM195 163V162H194ZM200 163V162H199ZM198 163V164H199ZM214 163V162H213ZM253 163H255V162H253ZM252 163V164H253ZM255 163V164H256ZM263 163V162H262ZM42 164V163H41ZM50 164V163H49ZM105 164V163H104ZM148 164V163H147ZM154 164V163H153ZM162 164H163V162H162ZM177 164V163H176ZM186 164H187V162H186ZM203 164V163H202ZM206 164V163H205ZM215 164V163H214ZM218 164V163H217ZM251 164V163H250ZM251 164V165H252ZM257 164L256 165H254V166H256V167H259L260 165V163L258 164V166H257ZM8 165V166H7ZM32 165H34V164H32ZM43 165H44V163H43ZM52 165V164H51ZM56 165V164H55ZM58 165V164H57ZM59 165H60V163H59ZM58 165V166H59ZM69 165V164H68ZM67 165V166H68ZM109 166H110V164H108ZM107 165V166H108ZM113 165V164H112ZM120 165V164H119ZM140 165V164H139ZM143 165H144V163H143ZM151 165V164H150ZM160 165V164H159ZM182 165V164H181ZM180 165V166H181ZM185 165V164H184ZM195 165V164H194ZM197 165V164H196ZM201 165V164H200ZM207 165H209V163L207 162ZM211 165V164H210ZM31 166V165H30ZM34 166H36V164L34 165ZM61 166V165H60ZM72 166H74V164H72ZM71 166V167H72ZM76 166V168H77V165H75ZM74 166V167H75ZM90 166H92V165H90ZM94 166V165H93ZM105 166V165H104ZM104 166H101L102 168L104 167ZM114 166V165H113ZM116 166V165H115ZM135 166V165H134ZM140 166H142V165H140ZM154 166V165H153ZM176 166V165H175ZM177 166H179V165H177ZM186 166V165H185ZM193 166V165H192ZM191 166V167H192ZM247 166H250V165H247ZM246 166V167H247ZM42 168H43V166H41ZM50 167V166H49ZM70 167V166H69ZM100 167V168H101ZM111 167V166H110ZM143 167V166H142ZM157 167V166H156ZM173 167H174V165H173ZM195 167V166H194ZM197 167V166H196ZM210 167V166H209ZM212 167V166H211ZM262 167V166H261ZM93 168V167H92ZM96 168V167H95ZM108 168V167H107ZM106 168V169H107ZM115 168V167H114ZM118 168V167H117ZM128 168V167H127ZM131 168V167H130ZM133 168V167H132ZM138 168V167H137ZM140 168V167H139ZM139 168L137 169V171H140L139 170ZM150 168H152V167H150ZM155 168V167H154ZM158 168V167H157ZM171 168V167H170ZM174 168H176V167H174ZM179 168V167H178ZM189 168H190V166H189ZM204 168V167H203ZM248 168V167H247ZM251 168H252V166H251ZM28 169H30V168H27L26 170H28ZM79 169V168H78ZM90 169H91V167H90ZM98 169V168H97ZM105 169V168H104ZM134 169H136V168H134ZM169 169V168H168ZM173 169V168H172ZM186 168H184V170H185ZM191 169V171L194 169H192V168H190ZM202 169V168H201ZM208 169V168H207ZM213 169V168H212ZM216 169V168H215ZM220 169V168H219ZM263 169V168H262ZM101 170V169H100ZM124 170V169H123ZM152 170H154V169H152ZM151 170V171H152ZM181 170V169H180ZM189 170V169H188ZM195 170H196V168H195ZM204 170V169H203ZM206 170V169H205ZM217 170V169H216ZM244 170V169H243ZM242 170V171H243ZM247 170V169H246ZM250 170V169H249ZM260 170V169H259ZM91 171H93L92 169H91ZM95 171V170H94ZM131 171V170H130ZM134 171V170H133ZM136 171V172H137ZM149 171V170H148ZM178 169H176V170H172V172L174 173V174H178ZM183 171V170H182ZM186 171V170H185ZM190 171V172H191ZM201 172H202V170H200ZM248 171V170H247ZM257 171V170H256ZM104 172V171H103ZM195 172V171H194ZM209 172H211V171H209ZM216 171H214V173H215ZM218 172V171H217ZM128 173H130V172H128ZM131 173H132V171H131ZM138 173V172H137ZM152 173V172H151ZM167 173H168V171H167ZM171 173V172H170ZM184 173V172H183ZM219 173V172H218ZM218 173H215V174H218ZM243 173H245V175H246V172H244L243 171ZM248 173V172H247ZM150 174V173H149ZM169 174V173H168ZM186 174H187V172H186ZM190 174V173H189ZM212 174V173H211ZM210 174V175H211ZM215 174H212V176L213 175H215ZM220 174V173H219ZM221 174H223V173H221ZM242 174V173H241ZM249 174V173H248ZM247 174V175H248ZM124 175H126V174H124ZM139 175V174H138ZM167 175V174H166ZM179 175V174H178ZM177 175V176H178ZM182 175V174H181ZM188 175V174H187ZM186 175V176H187ZM192 176H193V174H191ZM194 175H195V173H194ZM224 175H226V174H224ZM238 175H240V174H238ZM243 175V174H242ZM17 176H20V177H17ZM109 176V175H108ZM173 176V175H172ZM189 176V175H188ZM209 176V175H208ZM217 176V175H216ZM94 177V176H93ZM135 177V176H134ZM169 177H171V174L169 175ZM197 177H198V174H197ZM207 177V176H206ZM215 177V176H214ZM222 177V176H221ZM230 177V176H229ZM189 178V177H188ZM192 178V177H191ZM195 178V177H194ZM209 178V177H208ZM219 178V177H218ZM238 178H240L239 176H238ZM237 178V179H238ZM140 179V178H139ZM185 179V178H184ZM220 180L219 181H221L222 180V178H219ZM225 179H228V178H225ZM224 179V180H225ZM182 180V179H181ZM180 180V181H181ZM189 180V179H188ZM210 180H211V178H210ZM212 180H214V179H212ZM185 181H187V180H185ZM192 181V180H191ZM204 181H205V179H204ZM218 181V180H217ZM225 181H227V180H225ZM225 181H223V182H225ZM175 182H177V181H175ZM190 182V181H189ZM202 182H203V180H202ZM212 182V181H211ZM216 182V181H215ZM222 182V181H221ZM136 183V182H135ZM181 183V182H180ZM197 183V182H196ZM195 183V184H196ZM201 183V182H200ZM209 183V182H208ZM232 183V182H231ZM230 183V184H231ZM182 184V183H181ZM191 184V183H190ZM190 184H188V185H190ZM211 184V183H210ZM203 185H204V182H203ZM232 185H233V183H232ZM231 185V186H232ZM184 186V185H183ZM185 186H186V184H185ZM193 185H191L190 187H192ZM196 186V185H195ZM198 186V185H197ZM177 187V186H176ZM178 187H179V185H178ZM194 187V186H193ZM185 188V187H184ZM186 188H188L187 186H186ZM232 188V187H231ZM180 189V188H179ZM178 189V190H179ZM189 189V188H188ZM225 190H224V192L222 191V193H218V195H216L214 198L213 197H211V198H213V199H211L210 201H207V203H206V205L208 204V202H211V204H212V202L215 204V203H217L218 205L220 204V203H225L226 204V202H229L230 200V198L231 197H233V200H239V198L242 196V197H244V201L246 202V205H247V208H248V205H249V208L250 207H252L253 206V208L254 207H256L255 206V204L257 205V204H260L261 203V201L263 202L264 201V171H261V172H252V173H250L249 175H248V177H247V179H243L242 178V180L241 181H238L237 182V185H236V187L234 186V188L233 189H231L230 191H229V187H226L225 186V188H224ZM186 190V189H185ZM189 191V190H188ZM172 192V191H171ZM174 192V191H173ZM176 193H177V191H175ZM186 192V191H185ZM221 192V191H220ZM178 194V193H177ZM184 194V193H183ZM64 195V194H63ZM62 195V196H63ZM163 195V194H162ZM166 195V194H165ZM68 196V195H67ZM169 196V195H168ZM183 196V195H182ZM65 197V196H64ZM170 197V196H169ZM241 197V198H242ZM180 198V197H179ZM240 198V199H241ZM146 199V198H145ZM209 199V198H208ZM96 200H97V198H96ZM71 201V200H70ZM93 201V200H92ZM253 201H256V202H253ZM73 202V201H72ZM76 202V201H75ZM95 202H97V201H95ZM232 202V201H231ZM62 203H64V202H62ZM94 203V202H93ZM230 203V202H229ZM229 203H227L226 205H229ZM234 203V202H233ZM233 203H231L230 205H232ZM49 204V203H48ZM55 204H56V202H55ZM72 204V203H71ZM77 204V203H76ZM76 204L74 205V203H73V205L74 206H76ZM210 204V203H209ZM239 204V203H238ZM237 204V205H238ZM223 205V204H222ZM229 205V206H230ZM234 205V204H233ZM245 205V206H246ZM264 205V204H263ZM262 205V206H263ZM55 206V205H54ZM211 206V205H210ZM220 206V205H219ZM228 206V207H229ZM244 206V205H243ZM78 207V206H77ZM212 207V206H211ZM224 207H227V206H224ZM230 207H233V206H230ZM56 208H58V207H56ZM70 208H71V206H70ZM83 208V207H82ZM204 208V207H203ZM202 208V209H203ZM210 208V207H209ZM214 208V207H213ZM237 208H239V205H238V207ZM242 208H244V207H242ZM241 208V209H242ZM251 209V210H253L252 212H254V214H256L257 215V213L260 211V215H261V213L264 215V206L263 207H256V209ZM259 208V209H258ZM72 209V208H71ZM74 209H76V208H74ZM240 209V208H239ZM241 209H240V211H241ZM42 210H44V209H42ZM46 210V209H45ZM44 210V211H45ZM57 210V209H56ZM67 210H69V208L67 209ZM67 210H65V211H67ZM78 210V209H77ZM84 210V209H83ZM194 210H196V209H194ZM198 210H201V209H198ZM198 210H196V211H198ZM214 210H215V208H214ZM213 210V211H214ZM238 210V209H237ZM243 210L244 209H242V212H243ZM250 210V211H251ZM43 211V212H44ZM70 211V210H69ZM76 211V210H75ZM202 211V210H201ZM229 211H232V210H229ZM228 211V208L227 209H225V208H223V207H221V208H218V210H217V212H219L221 215H223V216H226V217H228L229 219H232V218H236V217H239V213H238V211H237V213L239 214L238 216H237V214L235 213V214H230V212ZM248 212L246 209L244 210V212ZM256 211H258L257 213H255ZM46 212H48V211H46ZM52 212V211H51ZM55 212H58V211H55ZM54 212V213H55ZM81 212V211H80ZM79 212V213H80ZM86 212H87V210H86ZM186 212V211H185ZM195 212V211H194ZM199 213H200V211H198ZM233 212V211H232ZM243 212V213H244ZM39 213H40V211H39ZM76 213H78V212H76ZM88 213V212H87ZM153 213V212H152ZM157 213V212H156ZM192 213V212H191ZM197 213V212H196ZM214 213V212H213ZM215 213H216V211H215ZM65 214V213H64ZM86 214V213H85ZM127 214V213H126ZM201 214V213H200ZM203 215H204V213H202ZM219 214V215H220ZM246 214V213H245ZM51 215V214H50ZM55 215V214H54ZM153 215V214H152ZM160 215V214H159ZM191 215V214H190ZM197 215H198V213H197ZM250 215V214H249ZM252 215H253V213H252ZM255 215V216H256ZM262 215V216H263ZM40 216V215H39ZM48 216H49V213H48ZM62 216V215H61ZM73 216H74V214H73ZM84 216V215H83ZM82 216V217H83ZM121 216H123V215H121ZM134 216V215H133ZM144 216V215H143ZM151 216V215H150ZM154 216V215H153ZM192 217L191 218H193V216L194 215H191ZM196 216V215H195ZM205 216V215H204ZM214 216V215H213ZM216 216H217V214H216ZM241 216V215H240ZM245 216H247V215H245ZM259 216V215H258ZM60 217V216H59ZM63 217V216H62ZM120 217V216H119ZM125 217V216H124ZM139 217V216H138ZM145 217V216H144ZM147 217V216H146ZM202 217V216H201ZM249 217V216H248ZM24 218V217H23ZM126 218H127V215H126ZM132 218V217H131ZM131 218H130V220H131ZM141 218V217H140ZM186 218H188L187 216H186ZM190 218V217H189ZM195 218V217H194ZM194 218H193V220H194ZM204 218H207V215H206V217H204ZM209 218V217H208ZM208 218H207V220H205L206 222L208 221ZM242 218H243V216H242ZM244 218H246V217H244ZM251 218V221H253L252 220V218L253 217H249V219ZM225 219V218H224ZM223 219V220H224ZM239 219H240V217H239ZM247 219V221H248V218H246ZM141 220V219H140ZM259 220H260V218H259ZM258 220V224H259V226L261 225L260 224V221L262 222L263 220H260L259 221ZM118 221V220H117ZM149 221V220H148ZM165 221V220H164ZM183 221V220H182ZM186 221V220H185ZM192 221V220H191ZM219 222H220V220H218ZM241 221H243V220H241ZM246 221V222H247ZM250 221V220H249ZM160 222V221H159ZM177 222H179V220H177ZM181 222V221H180ZM200 222V221H199ZM218 222V223H219ZM227 222V221H226ZM229 222V221H228ZM230 222L235 226L234 227V229L232 228V227H230L232 230H235V228L237 227V228H239V233H243L244 231H245V229H243L242 228V222H240V221H236L235 220V223H233L231 220H230ZM245 222V223H246ZM138 222H136V224H137ZM141 223H143V222H141ZM140 223V224H141ZM194 224L195 223H198V222H193ZM201 223V222H200ZM216 223V222H215ZM217 223V225H219ZM249 223V222H248ZM255 223L257 224V222H256V220H255ZM136 224H134V225H136ZM149 224V223H148ZM152 224V223H151ZM154 224H157V222L156 223H154ZM169 224H171V223H169ZM174 224V223H173ZM184 224V223H183ZM209 224V226H210V223H208ZM207 224V225H208ZM223 224V223H222ZM229 225H230V223H228ZM264 224V222L262 223V225ZM142 225V224H141ZM140 225V226H141ZM144 225V224H143ZM166 225H168V223H166ZM172 225V224H171ZM181 225V224H180ZM203 225H205V224H203ZM200 226L201 228L203 227L204 228V226ZM228 225V226H229ZM232 225V226H233ZM244 225V224H243ZM246 225V224H245ZM250 225H252V224H250ZM253 225H255V224H253ZM32 225H30L29 227H31ZM43 226V225H42ZM41 226V227H42ZM146 226V225H145ZM149 226V225H148ZM159 226V225H158ZM157 226V227H158ZM164 226V225H163ZM173 226H175V225H173ZM191 226V225H190ZM189 226V227H190ZM195 226V225H194ZM193 226V227H194ZM208 226V227H209ZM222 226V225H221ZM223 226H225V225H223ZM228 226H226V227H228ZM247 226H249V225H247ZM246 226V227H247ZM264 226V225H263ZM262 226V227H263ZM45 227V226H44ZM161 227H162V225H161ZM165 227H167L168 228V226H165ZM183 227V226H182ZM181 227V228H182ZM184 227H186V226H184ZM254 227V226H253ZM262 227H259V228H262ZM38 228V227H37ZM36 228V230L38 231V230H40V229H37ZM137 228H138V226H137ZM143 228H145V227H143ZM149 228V227H148ZM159 228V227H158ZM157 228V229H158ZM166 228V229H167ZM172 228H174V227H172L171 226V229ZM175 228H176V226H175ZM180 228V229H181ZM196 228H197V226H196ZM207 228V227H206ZM206 228H204V229H206ZM217 228V227H216ZM224 228V227H223ZM257 229H258V227H256ZM23 229V228H22ZM33 229H34V227H33ZM32 229V230H33ZM134 229H136V228H134ZM147 229V228H146ZM150 229H151V227H150ZM155 229V228H154ZM166 229H165V232L163 233L164 235L166 234L167 235V233L166 232H168V234H169V231H166ZM178 229H179V227H178ZM180 229L178 230L179 231V235H180ZM183 229H185V228H183ZM188 229V228H187ZM198 229V228H197ZM197 229H194V230H197ZM200 229V228H199ZM213 228H211V230H212ZM215 229V228H214ZM217 229H219V228H217ZM230 229V230H231ZM248 229H249V231H250V226L248 227ZM247 229V230H248ZM253 229H255V228H253ZM252 229V230H253ZM139 230H140V227H139ZM138 230V231H139ZM159 230V229H158ZM175 230H177V229H175ZM207 230V229H206ZM206 230H204L205 232H206ZM222 230V229H221ZM228 230V229H227ZM231 230V231H232ZM240 230H244L243 232H240ZM256 230V229H255ZM0 231H2V232H4L5 231V227H2L1 229H0ZM129 231V230H128ZM135 231V230H134ZM145 231V230H144ZM143 231V232H144ZM147 231H148V229H147ZM153 231H155V230H153ZM187 231V230H186ZM191 231V230H190ZM197 231H200V230H197ZM202 229H201V231L199 232V234H203L202 233ZM214 231V230H213ZM216 231V230H215ZM214 231V232H215ZM225 231V230H224ZM229 231V230H228ZM231 231H230V235L231 234H233V232H234V234H236V233H238V232H236V230L235 231H233L232 233H231ZM254 231V230H253ZM258 231V230H257ZM131 232H133V231H131ZM152 232V231H151ZM156 232V231H155ZM158 232V231H157ZM159 232H161V231H159ZM163 232V231H162ZM161 232V233H162ZM188 232V231H187ZM192 232H194V231H192ZM192 232H190L191 233V235L193 234ZM208 232H210V230L208 231ZM213 232V233H214ZM247 232V231H246ZM264 232V231H263ZM39 233V232H38ZM141 234H143L142 232H140ZM144 233H147V232H144ZM149 233H150V231H149ZM153 233V232H152ZM151 233V234H152ZM173 233V232H172ZM175 233V232H174ZM186 233V232H185ZM190 233H188V234H190ZM194 233H196V231L194 232ZM219 233H221L220 231H219ZM225 233V232H224ZM250 233V232H249ZM253 233H255L256 234V231L255 232H253ZM258 233V232H257ZM124 234V233H123ZM127 234V233H126ZM131 234H133V233H131ZM135 234H137V233H135ZM139 234V233H138ZM137 234V235H138ZM150 234V235H151ZM155 234V233H154ZM183 234V233H182ZM181 234V235H182ZM196 234H198V233H196ZM198 234V235H199ZM215 234V233H214ZM251 234V233H250ZM116 235V234H115ZM130 235V234H129ZM129 235H127L128 236V238H129ZM134 235V234H133ZM132 235V236H133ZM145 235V234H144ZM150 235L149 236H147V238H145V241H146V239H148V237H150ZM163 235V238L165 237ZM172 234H169V236H171ZM178 236V232H177V234H173L172 236ZM180 235V236H181ZM186 235H187V233H186ZM208 235V234H207ZM222 235V234H221ZM225 235H228L227 233L225 234ZM241 235V234H240ZM239 234L237 235V237L238 236H240ZM243 235V234H242ZM246 235V234H245ZM244 235V236H245ZM247 235H249V234H247ZM247 235H246V237H247ZM258 235V234H257ZM260 235H261V233H260ZM263 235V234H262ZM111 236V235H110ZM119 236V235H118ZM118 236H115L116 238L118 237ZM123 236V235H122ZM126 236V235H125ZM124 236V237H125ZM131 236V235H130ZM135 236V235H134ZM138 236H140V235H138ZM158 236V235H157ZM160 236V235H159ZM158 236V237H159ZM171 236V237H172ZM183 237H185L184 235H182ZM189 236V235H188ZM251 236V235H250ZM249 236V237H250ZM255 236V235H254ZM253 236V237H254ZM14 237V236H13ZM113 237V236H112ZM136 237V236H135ZM145 237V236H144ZM152 237H154V236H152ZM155 237H156V235H155ZM154 237V238H155ZM187 237V236H186ZM204 237V236H203ZM212 237V236H211ZM221 237V236H220ZM223 237V236H222ZM232 237V236H231ZM234 237V236H233ZM241 237V236H240ZM6 238H9V237H6ZM106 238V237H105ZM116 238H113V239H115L116 240ZM134 238V237H133ZM137 238V237H136ZM135 238V239H136ZM143 238V237H142ZM141 238V242H142V240L144 239H142ZM160 239H163L162 237H159ZM173 238V237H172ZM175 238V237H174ZM177 238H179V240H180V237H177ZM189 238V237H188ZM209 238V237H208ZM224 238H226V237H224ZM5 239V238H4ZM118 239V238H117ZM124 239H126V238H124ZM123 239V240H124ZM139 239V238H138ZM151 239H153V238H151ZM151 239H148V240H150L149 242H152V240ZM185 239V238H184ZM229 239V238H228ZM231 239V238H230ZM235 239V238H234ZM241 239H243V237L241 238ZM246 239H248V238H246ZM12 240H14V238L12 239ZM119 240V239H118ZM123 240L122 241H120V242H123ZM131 240H133V239H131ZM147 240V241H148ZM169 240H170V238H169ZM168 240V241H169ZM175 240V239H174ZM208 240V239H207ZM232 240H233V238H232ZM244 240H245V237H244ZM244 240H242V241H244ZM4 241V240H3ZM126 241V240H125ZM144 241V240H143ZM153 241H155V240H153ZM175 241H177V239L175 240ZM174 241V242H175ZM182 241V240H181ZM230 241V240H229ZM248 241V240H247ZM250 241V240H249ZM108 242H110V241H108ZM115 242V241H114ZM135 241L133 240V243H134ZM137 242H139L138 240H137ZM136 242V243H137ZM244 242H246V241H244ZM41 243V242H40ZM112 243H113V241H112ZM132 243V242H131ZM140 243V242H139ZM146 243V242H145ZM148 243V242H147ZM146 243V244H147ZM152 243H154V242H152ZM171 243V242H170ZM169 243V244H170ZM232 243V245L235 247V250H237V249H240V248H238V244L239 243H237V242H234V241H232L231 242ZM125 243H123V245L121 244L120 245V249H121V247L122 246H124L125 247V245H124ZM127 244H129L128 242H127ZM149 245L151 244V243H148ZM172 244V243H171ZM180 244V243H179ZM261 244H263V243H261ZM6 245H8V243L6 244ZM34 245V244H33ZM110 245V244H109ZM135 245V244H134ZM167 245V244H166ZM264 245V244H263ZM44 246V245H43ZM119 246V244L117 245V247ZM129 246V245H128ZM133 246V244L131 245V247ZM144 246V245H143ZM173 246V245H172ZM176 246V245H175ZM221 246V245H220ZM35 247V246H34ZM47 247V246H46ZM45 247V248H46ZM124 247H122V248H124ZM130 247V246H129ZM130 247V248H131ZM136 247V249H137V246H135ZM138 247H141V245H139ZM198 247V246H197ZM5 248V247H4ZM3 248V244H2V236L0 237V264H5L6 262H7V264H8V261L10 260H12V261H18L19 263H21V257H20V255L19 256H16V254L14 253V252H9V251H5V249ZM101 248V247H100ZM106 248V247H105ZM108 248V247H107ZM128 248V247H127ZM130 248H129V250L128 251H132L133 252V249L132 250H130ZM151 248V247H150ZM175 248V247H174ZM224 248V247H223ZM36 249V248H35ZM44 249V248H43ZM108 249H110V248H108ZM119 249V248H118ZM117 249V250H118ZM115 250V249H114ZM125 250V249H124ZM140 250V249H139ZM147 250H151V249H148L147 248ZM209 250V249H208ZM213 250V249H212ZM47 251V250H46ZM103 251V250H102ZM111 251V250H110ZM109 251V252H110ZM135 251V250H134ZM143 251V250H142ZM190 251V250H189ZM192 251V250H191ZM217 251V250H216ZM215 251V252H216ZM39 252V251H38ZM45 252V251H44ZM99 252H100V250H99ZM119 252V251H118ZM124 252V251H123ZM127 252V251H126ZM140 252V251H139ZM148 252H150V251H148ZM217 252H220L221 254H220V256L219 257H221L222 259H224V260H227V259H230L231 260V262H234V263H232V264H236V263H238V262H240L241 260L239 259V258H237V257H235V255H234V253H232L233 251H229V250H226V249H222V250H218ZM247 252V251H246ZM103 253V252H102ZM115 253H116V250H115ZM151 253V252H150ZM150 253L149 254H147L148 256L150 255ZM257 253H259V251L257 252ZM31 254V253H30ZM37 253L36 252H34L32 255H34V256H37L36 255ZM95 254V253H94ZM93 254V255H94ZM114 254V253H113ZM132 254V253H131ZM131 254H129V255H131ZM145 254V253H144ZM143 254V256H147V255H144ZM209 255V253H206V254H204V255ZM99 255V254H98ZM103 255V254H102ZM112 255V254H111ZM121 255V254H120ZM128 255V254H127ZM128 255V256H129ZM137 256V254H136V252L134 253V256ZM141 255V254H140ZM152 255V254H151ZM154 255V254H153ZM249 255L250 256H248V257H246V258H250L249 260H251L252 258H251V256L253 257V256H255V254L254 253H249ZM258 255H260L259 257H257V258H260L261 257V259L264 261V254L260 251V253L258 254ZM116 256H118V255H116ZM132 256H133V254H132ZM257 256V255H256ZM255 256V257H256ZM110 257V256H109ZM127 257V256H126ZM215 257V256H214ZM91 258V257H90ZM101 258H102V256H101ZM121 258H123V256L121 257ZM125 258V257H124ZM123 258V259H124ZM140 258V257H139ZM142 258V257H141ZM105 259V258H104ZM103 259V260H104ZM109 259V258H108ZM123 259H122V261H123ZM127 259V258H126ZM206 259V258H205ZM254 259H256V258H254ZM28 260V259H27ZM129 260V259H128ZM127 260V261H128ZM139 260V259H138ZM203 260V259H202ZM229 260V261H230ZM29 261V260H28ZM95 261V260H94ZM116 261V260H115ZM118 261V260H117ZM119 261H121L120 259H119ZM131 261V260H130ZM133 261H135V260H133ZM25 262V261H24ZM36 262V261H35ZM123 262H125V261H123ZM97 263V262H96ZM116 263V262H115ZM118 263H120V262H118ZM126 263H128V262H126ZM131 263V262H130ZM23 264H26V263H23ZM27 264H33L31 261L30 262H28ZM38 264V263H37ZM121 264V263H120ZM125 264V263H124ZM129 264V263H128ZM133 264V263H132Z\"/></svg>","mask_w":264,"mask_h":264}]
</instances>
